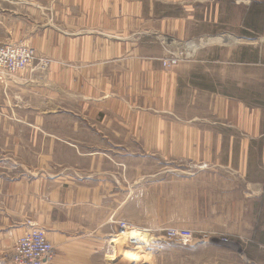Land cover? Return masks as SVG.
<instances>
[{"label": "rangeland", "instance_id": "obj_1", "mask_svg": "<svg viewBox=\"0 0 264 264\" xmlns=\"http://www.w3.org/2000/svg\"><path fill=\"white\" fill-rule=\"evenodd\" d=\"M94 1L0 0V46L22 45L35 56L32 66L21 75L0 76V160H5L0 162V172L19 175L13 168L16 156L34 164L33 156L54 154L63 163L50 164L62 171L72 170L70 161L76 152L127 156L121 163L124 170L119 193L112 187L104 195V203L97 202V209L89 211L90 220L80 218L82 229L78 233L96 234L94 242L80 243L87 251L81 248L74 252L82 262L86 258L88 264H134L130 259L135 258L137 245L130 242L124 255L127 244L120 240L122 232L136 228L153 238L140 245L143 253L137 255L143 256L137 264H264V137L250 147L248 167L253 189L244 191L249 195L245 198L238 194L241 184L237 172L223 170L216 162L168 163L158 157L168 153L167 146L144 144L143 140L128 139L121 146L29 145L32 138L49 143L59 135L74 137L70 129L58 130L52 116L46 119L48 129H25L21 123L34 115L24 119L17 110L28 104V95L45 98L57 58L64 60L66 69L78 64L72 61L77 51L72 50L71 34L82 26L81 20L87 21L85 13L95 7ZM111 4L112 14L118 5L125 7V12L137 10V28L147 31L160 24L159 33L151 31L148 39L159 43L161 63L169 53L187 48L190 58L207 65L209 87L255 109L264 130V0H111ZM92 20L99 27L110 19ZM114 21L113 17V27ZM174 21H178V28ZM229 38L237 42L228 43L225 39ZM144 44L147 53V39ZM19 90L29 94L20 96ZM9 124L13 129H8ZM204 148L207 154L216 152L215 147ZM219 153L220 164L225 165L228 147ZM237 164L238 149L233 152L232 166ZM169 229L190 231L193 240L187 245L170 240L166 236ZM15 243L0 251V264H14Z\"/></svg>", "mask_w": 264, "mask_h": 264}, {"label": "crops", "instance_id": "obj_2", "mask_svg": "<svg viewBox=\"0 0 264 264\" xmlns=\"http://www.w3.org/2000/svg\"><path fill=\"white\" fill-rule=\"evenodd\" d=\"M94 4L85 13L87 21L81 20L82 26L71 34L72 50L77 51L72 61L78 64L70 70L64 68L63 59H56L44 99L19 90V95H28L29 100L17 111L24 119L34 115L21 123L25 129H48L47 121L54 117L56 128L70 129L74 137L59 135L49 143L32 138L29 145L121 146L128 139L143 140L144 144L167 146L168 153L158 157L168 163L216 162L223 170L237 172L241 184L238 194L249 197L245 190L253 189L248 167L250 147L264 137L255 109L210 88L207 65L201 59L190 58L173 69L163 68L159 43L148 39L151 31L159 33L160 24L145 31L136 27L137 10L125 12V7L118 5L112 14L111 0H95ZM93 18L110 20L97 27ZM173 24L178 28V21ZM252 38L250 41H255ZM145 39L150 45L147 53ZM8 129L13 126L9 124ZM204 147H215V154L203 152ZM224 147L229 153L222 165L219 152ZM237 149L239 164L234 167L233 152ZM31 159L34 164L16 156L13 168L19 175L0 172V251L37 227L53 245L52 264H88L74 252L81 248L87 251L80 243L94 242L96 234L78 233L82 229L80 218L90 220L89 211L95 210L97 202L104 203V195L112 187L119 193L124 170L121 163L127 156L76 152L68 171L55 170L56 164H50L63 163L54 154L40 153ZM86 210L87 214L81 215Z\"/></svg>", "mask_w": 264, "mask_h": 264}, {"label": "built area", "instance_id": "obj_3", "mask_svg": "<svg viewBox=\"0 0 264 264\" xmlns=\"http://www.w3.org/2000/svg\"><path fill=\"white\" fill-rule=\"evenodd\" d=\"M186 50L181 48L169 53L162 61V67L171 69L180 63L188 61ZM35 56L32 50L22 45L0 46V76L16 77L26 72L32 66ZM168 239L187 245L193 240V235L187 230L169 229ZM14 264H51L55 259L54 248L46 238L45 232L37 227L26 231L16 241L13 252Z\"/></svg>", "mask_w": 264, "mask_h": 264}, {"label": "bare ground", "instance_id": "obj_4", "mask_svg": "<svg viewBox=\"0 0 264 264\" xmlns=\"http://www.w3.org/2000/svg\"><path fill=\"white\" fill-rule=\"evenodd\" d=\"M226 41L229 42H237L234 38H229V40L225 39ZM222 39V41H225ZM221 41V40H220ZM191 45V44H190ZM192 46V45H191ZM186 50V55H188V58L190 59L189 56H191L192 54H189L188 53V50L187 48H185ZM150 240H153V238H151V236L146 232V231H143V230H140V229H136V228H132L131 230H125L124 232H122V236H121V240L120 241H124L127 246L124 250V255L126 254V252H128L127 248L128 247H131L129 246L131 243L130 242H134L135 244L133 245H137L136 249H138V252L135 253V258H131L130 259V262L131 263H134V264H137V261L140 260L139 258L141 257V255H137L139 252H142L143 253V248L140 246L141 244H147L148 241ZM135 248L132 246V249ZM133 251V250H132ZM135 251V250H134ZM143 256V255H142ZM145 257V256H144ZM147 258V257H146ZM145 258V259H146ZM143 259V258H142ZM144 260V259H143ZM141 261V260H140ZM148 261V258L147 260ZM145 262V261H144Z\"/></svg>", "mask_w": 264, "mask_h": 264}, {"label": "trees", "instance_id": "obj_5", "mask_svg": "<svg viewBox=\"0 0 264 264\" xmlns=\"http://www.w3.org/2000/svg\"><path fill=\"white\" fill-rule=\"evenodd\" d=\"M252 6H254V4L251 5L250 9H252ZM254 29V28H253ZM251 35H248L247 37H250Z\"/></svg>", "mask_w": 264, "mask_h": 264}]
</instances>
